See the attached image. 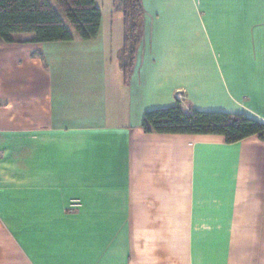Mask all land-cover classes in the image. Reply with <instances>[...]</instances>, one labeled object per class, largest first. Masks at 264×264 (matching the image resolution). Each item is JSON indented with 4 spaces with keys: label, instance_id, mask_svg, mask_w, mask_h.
I'll return each instance as SVG.
<instances>
[{
    "label": "crops",
    "instance_id": "obj_1",
    "mask_svg": "<svg viewBox=\"0 0 264 264\" xmlns=\"http://www.w3.org/2000/svg\"><path fill=\"white\" fill-rule=\"evenodd\" d=\"M143 6L126 75L120 8L94 40L0 44V264H264V141L142 127L264 123V0Z\"/></svg>",
    "mask_w": 264,
    "mask_h": 264
},
{
    "label": "trees",
    "instance_id": "obj_2",
    "mask_svg": "<svg viewBox=\"0 0 264 264\" xmlns=\"http://www.w3.org/2000/svg\"><path fill=\"white\" fill-rule=\"evenodd\" d=\"M0 0V44H45L89 41L99 36L102 13L96 0ZM124 43L119 54L121 68L129 74L141 44L140 27L145 18L143 0H122ZM64 18L73 31L66 25ZM147 134L220 136L226 144L258 136L264 141V123L244 114L185 111L181 105L145 113Z\"/></svg>",
    "mask_w": 264,
    "mask_h": 264
},
{
    "label": "rangeland",
    "instance_id": "obj_3",
    "mask_svg": "<svg viewBox=\"0 0 264 264\" xmlns=\"http://www.w3.org/2000/svg\"><path fill=\"white\" fill-rule=\"evenodd\" d=\"M99 7H101L103 9V13L105 15V19L107 20L110 13H112L113 11L115 12L118 8L122 9V0H115L113 3V0H99ZM113 7H116V9H114ZM65 23L67 24V26L73 31V33H75V31L72 29L71 25L68 23V21L66 20V18H64ZM115 21L117 20V18H114ZM116 30L115 31H111L109 32V36L112 37H116ZM21 37V36H18ZM115 43V42H114Z\"/></svg>",
    "mask_w": 264,
    "mask_h": 264
}]
</instances>
